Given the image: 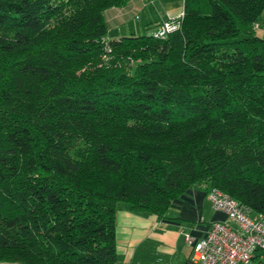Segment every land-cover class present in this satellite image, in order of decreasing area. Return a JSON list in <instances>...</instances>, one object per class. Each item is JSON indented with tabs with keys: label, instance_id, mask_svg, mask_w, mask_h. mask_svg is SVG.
I'll use <instances>...</instances> for the list:
<instances>
[{
	"label": "trees",
	"instance_id": "obj_1",
	"mask_svg": "<svg viewBox=\"0 0 264 264\" xmlns=\"http://www.w3.org/2000/svg\"><path fill=\"white\" fill-rule=\"evenodd\" d=\"M126 2L0 0V262L119 264L120 205L163 217L190 187L264 218V0L108 39Z\"/></svg>",
	"mask_w": 264,
	"mask_h": 264
},
{
	"label": "crops",
	"instance_id": "obj_2",
	"mask_svg": "<svg viewBox=\"0 0 264 264\" xmlns=\"http://www.w3.org/2000/svg\"><path fill=\"white\" fill-rule=\"evenodd\" d=\"M177 2L179 0H127L123 6L109 8L104 12L107 37L151 33L162 20L175 16L183 8L173 9L172 4ZM256 24L255 34L264 39V12ZM225 219L223 212L212 208L206 191L199 187L186 189L170 203L163 217L134 212L120 205L115 215L118 263L197 264L191 259L192 247L186 244L184 233H189L195 240L201 239L211 222ZM250 264H264V256L257 252Z\"/></svg>",
	"mask_w": 264,
	"mask_h": 264
},
{
	"label": "built area",
	"instance_id": "obj_3",
	"mask_svg": "<svg viewBox=\"0 0 264 264\" xmlns=\"http://www.w3.org/2000/svg\"><path fill=\"white\" fill-rule=\"evenodd\" d=\"M183 15L181 9L175 16H169L153 35L165 38L179 25ZM206 194L212 208L223 212L226 219L211 222L201 239L195 240L189 233H184L186 244L192 247L191 259L197 264H250L257 252L264 256L262 214L250 213L228 193L217 188L208 187Z\"/></svg>",
	"mask_w": 264,
	"mask_h": 264
},
{
	"label": "rangeland",
	"instance_id": "obj_4",
	"mask_svg": "<svg viewBox=\"0 0 264 264\" xmlns=\"http://www.w3.org/2000/svg\"><path fill=\"white\" fill-rule=\"evenodd\" d=\"M182 6H183V2H182V0H179V3L177 2V3H174V4H172V8L173 9H178V8H182ZM161 11V10H160ZM145 13H142V17H145ZM110 35H108V39L110 38L109 37ZM106 51H110V49L108 48V47H106ZM106 54H104L103 56L104 57H106L107 58V56H105ZM105 58V59H106ZM99 65V64H98ZM81 72V70L80 71H77V73L79 74Z\"/></svg>",
	"mask_w": 264,
	"mask_h": 264
}]
</instances>
